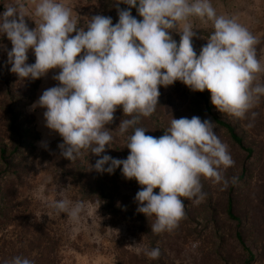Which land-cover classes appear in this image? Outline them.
<instances>
[{"label": "clouds", "instance_id": "9594fccd", "mask_svg": "<svg viewBox=\"0 0 264 264\" xmlns=\"http://www.w3.org/2000/svg\"><path fill=\"white\" fill-rule=\"evenodd\" d=\"M30 2L38 18L33 20L35 28L25 21L23 0H15L0 13V35L11 41L10 71L20 79L36 80L60 69L53 77L59 84L44 90L33 107L45 109L46 127L62 137L61 156L73 162L90 152L100 157L91 169L112 174L120 168L126 179L141 186L134 199L138 213L155 216L151 231L172 232L186 216L181 197L200 204L206 196L201 178L227 186L221 169L235 162L210 120L173 118L164 134L155 137L136 127L139 118L152 116L159 87L176 81L194 92L208 90L220 113L245 118L264 96V84L258 82V74L264 72L256 53L258 38L235 18L217 15L210 0H118L117 23L95 15L87 20V30L78 26L70 8L56 0ZM120 4L128 7L121 9ZM132 8L141 20L132 15ZM192 17L211 21L214 28L199 55L192 45L197 35ZM172 31L180 35L179 44ZM29 50L35 63H27ZM118 108L131 117L121 119L119 135L133 129L127 137L126 159L101 156L111 148L113 130L106 125L114 121ZM49 206L74 221L85 210L83 201L66 198ZM131 246L152 260L161 255L159 247ZM5 264L34 261L16 256Z\"/></svg>", "mask_w": 264, "mask_h": 264}, {"label": "rangeland", "instance_id": "374dc122", "mask_svg": "<svg viewBox=\"0 0 264 264\" xmlns=\"http://www.w3.org/2000/svg\"><path fill=\"white\" fill-rule=\"evenodd\" d=\"M23 2L28 16L25 21L35 28V6L30 0ZM56 2L70 8L72 18L85 30L87 20L95 15L109 16L113 24L119 19L118 0ZM210 2L217 15L235 18L258 38L257 58L264 64V0ZM13 3L15 0H0V13L5 4ZM131 12L142 19L135 8ZM191 22L197 32L192 45L199 55L214 28L211 21L196 17ZM171 35L179 44L180 35L175 31ZM11 48L6 35H0V264L16 256L34 264H264V96L240 119L220 113L208 90H204L205 100L180 81L159 87L155 112L141 116L136 127L144 128L146 135L160 137L173 118L199 116L214 123L216 135L227 145L235 163L221 169L227 186L202 177L205 199L197 205L181 197L185 218L172 232L155 234L151 231L155 216L147 218L137 212L134 197L141 186L135 179H126L120 168L112 174L91 169L100 157L90 152L73 162L61 156L58 145L62 137L46 127L45 109L33 107L44 90L59 84L53 77L60 69L49 70L36 80L20 79L10 71L7 53ZM35 59L29 50L27 63H35ZM258 82L264 84V72L258 74ZM114 116L106 125L113 130L114 139L101 156L126 159L127 137L133 129L121 136L117 127L121 119L131 117L124 116L122 108ZM216 120L233 127L241 145ZM65 198L84 202L78 220L57 214L49 206ZM229 200L235 220L228 215ZM136 243L159 247V259L138 255L131 246Z\"/></svg>", "mask_w": 264, "mask_h": 264}, {"label": "trees", "instance_id": "16d2710c", "mask_svg": "<svg viewBox=\"0 0 264 264\" xmlns=\"http://www.w3.org/2000/svg\"><path fill=\"white\" fill-rule=\"evenodd\" d=\"M196 93L203 99L206 100V98L204 97V91L203 92H198L196 91ZM216 122L223 128H225L227 130V132L229 133L231 139L236 142L237 144L241 145V139L236 135L235 131H234V128L231 127L230 125L224 123V122H221V121H218L216 120ZM250 153V151H249ZM231 207H232V203H231V200H229V203H228V215L231 219H234V217L232 216L231 214ZM235 220V219H234Z\"/></svg>", "mask_w": 264, "mask_h": 264}]
</instances>
